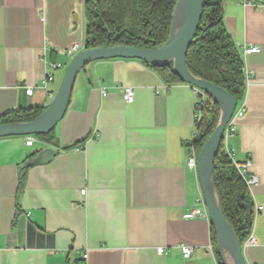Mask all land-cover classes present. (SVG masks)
Instances as JSON below:
<instances>
[{"label":"crops","instance_id":"crops-1","mask_svg":"<svg viewBox=\"0 0 264 264\" xmlns=\"http://www.w3.org/2000/svg\"><path fill=\"white\" fill-rule=\"evenodd\" d=\"M85 2L0 0V119L49 106L72 61L68 50L84 48ZM223 23L246 75L243 116L227 147L234 161L250 159L248 177L259 178L249 188L259 246L244 247V257L264 264V13L224 0ZM252 46L261 52L244 55ZM153 68L112 59L82 70L52 134L57 156L29 168L23 186L20 166L53 143L0 139V264H219L210 221L184 219L201 191L185 146L195 131V88L167 84ZM125 87L135 89L133 104ZM181 246L193 249L190 260Z\"/></svg>","mask_w":264,"mask_h":264},{"label":"trees","instance_id":"trees-1","mask_svg":"<svg viewBox=\"0 0 264 264\" xmlns=\"http://www.w3.org/2000/svg\"><path fill=\"white\" fill-rule=\"evenodd\" d=\"M177 3L178 0H86L84 49L126 46L157 50L169 40ZM223 11L224 0H206L203 19L189 50L187 65L193 76L223 88L239 106L246 90L244 62L224 26ZM153 69L167 84H185L174 74L172 64ZM45 109L12 112L2 117L0 124L32 122ZM200 111L201 122L195 140L198 153L220 120L219 106L209 97ZM52 134L37 138L53 143ZM27 170L21 171V186ZM214 181L223 215L244 245L252 233L254 204L249 188L225 152L224 144L215 162ZM212 244L216 258L222 264L213 228Z\"/></svg>","mask_w":264,"mask_h":264},{"label":"water","instance_id":"water-1","mask_svg":"<svg viewBox=\"0 0 264 264\" xmlns=\"http://www.w3.org/2000/svg\"><path fill=\"white\" fill-rule=\"evenodd\" d=\"M205 7L206 0H178L173 13L169 40L157 50L126 46L83 49L72 59L56 96L45 111L32 122L0 124V139L41 137L51 134L68 111L78 75L94 62L132 59L140 60L154 68L172 64L174 74L181 81L203 91L219 106L220 120L199 153L197 173L222 264H247L244 257V246L223 215L214 181L215 162L224 142L225 131L233 119L238 104L234 97L223 88L193 76L187 65L188 53L202 22ZM58 141L56 139L51 148L41 151L35 160L22 164L19 168L20 172L51 163L57 156L54 148H57Z\"/></svg>","mask_w":264,"mask_h":264},{"label":"built area","instance_id":"built-area-1","mask_svg":"<svg viewBox=\"0 0 264 264\" xmlns=\"http://www.w3.org/2000/svg\"><path fill=\"white\" fill-rule=\"evenodd\" d=\"M238 4L244 5L245 7H249L252 9H255L256 11H260L262 13H264V0H235ZM82 49L79 45H74L72 46L68 52L67 55L73 59L80 51H82ZM261 52V49L259 47L256 46H252V47H244L243 48V53L244 55H253V54H258ZM248 80H250L252 78V73L250 72L247 76ZM53 80V77H48L45 81H44V85L47 84L48 81ZM195 96L197 97V106H196V114L194 116V134H193V140L189 143H186L185 146L188 150L187 153V166L190 170H193L195 172H197V162H198V156L199 153L196 149L195 146V140L197 138V131H198V127L199 124L201 122V108L202 105L204 103V101L208 98V96L203 92L200 91L198 89L195 88ZM28 96H32L33 94V90L30 89L27 91ZM123 96H124V100L127 104H133L135 101V89L132 87H125L123 89ZM243 116V111L241 110H236L232 121L229 123V125L227 126V129L225 131V137H224V150L225 152L228 154V156L231 158V160L234 163V166L236 168V170L240 173L241 177L245 180L248 188L252 187V186H257L259 184V178L256 175H251L248 177L250 168L252 167V161L250 159H248L246 162L244 163H239L233 160V152L227 147V140L233 136L236 135V127H235V121L237 118H241ZM35 143V139L30 137L28 138L27 142H26V146L27 147H32ZM248 177V178H247ZM82 195L86 194V191H82L81 192ZM196 203L197 206L195 208H193L192 210L188 211L185 213L184 215V219L185 220H194L197 218H206L209 220L208 217V213H207V209H206V204L204 201V197L202 194V191L199 192V196L196 199ZM262 208H258V211H261ZM245 248L248 247H258V242L256 240V238L252 235V233L250 234V236L247 238V240L245 241L244 245ZM210 249H212V247H210ZM181 251L183 254V257L185 260H190L192 255H193V249L189 246H181ZM164 252V250H158L157 253L158 255H162ZM263 254H264V247H263ZM87 258V256L85 257V259Z\"/></svg>","mask_w":264,"mask_h":264},{"label":"rangeland","instance_id":"rangeland-1","mask_svg":"<svg viewBox=\"0 0 264 264\" xmlns=\"http://www.w3.org/2000/svg\"><path fill=\"white\" fill-rule=\"evenodd\" d=\"M86 16V15H85Z\"/></svg>","mask_w":264,"mask_h":264}]
</instances>
